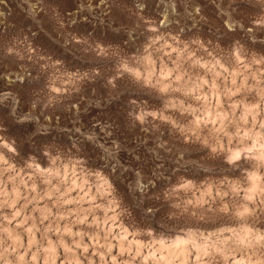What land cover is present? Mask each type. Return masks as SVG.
Segmentation results:
<instances>
[{"label": "rangeland", "instance_id": "obj_1", "mask_svg": "<svg viewBox=\"0 0 264 264\" xmlns=\"http://www.w3.org/2000/svg\"><path fill=\"white\" fill-rule=\"evenodd\" d=\"M0 264H264V0H0Z\"/></svg>", "mask_w": 264, "mask_h": 264}]
</instances>
